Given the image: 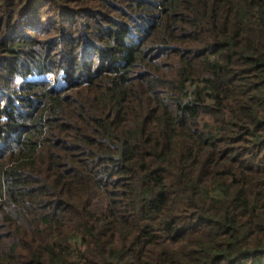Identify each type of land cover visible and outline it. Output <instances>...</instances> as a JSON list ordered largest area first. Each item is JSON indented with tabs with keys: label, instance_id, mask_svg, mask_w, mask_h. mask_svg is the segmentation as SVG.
I'll list each match as a JSON object with an SVG mask.
<instances>
[{
	"label": "trees",
	"instance_id": "1",
	"mask_svg": "<svg viewBox=\"0 0 264 264\" xmlns=\"http://www.w3.org/2000/svg\"><path fill=\"white\" fill-rule=\"evenodd\" d=\"M0 264H264V0H0Z\"/></svg>",
	"mask_w": 264,
	"mask_h": 264
}]
</instances>
